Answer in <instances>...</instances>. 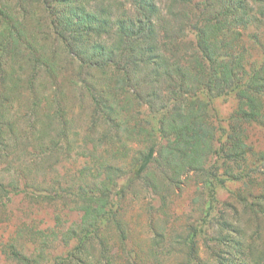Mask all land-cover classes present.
<instances>
[{
	"label": "rangeland",
	"instance_id": "rangeland-1",
	"mask_svg": "<svg viewBox=\"0 0 264 264\" xmlns=\"http://www.w3.org/2000/svg\"><path fill=\"white\" fill-rule=\"evenodd\" d=\"M1 1L23 21L29 34V46L23 50L31 51L35 58L22 59L23 68L17 69L19 87L12 93V101H4L3 106L2 99L10 92L0 93V183L4 188L0 190V264H56L61 259H67L62 264H217L216 255L226 257L232 243L242 247L232 264H264V158L260 154L264 151V124L241 123L244 139L254 154L249 153L248 166L242 164L237 169L244 172L255 168L253 182L227 179L221 166L223 152L216 153L238 108L235 93L216 97L199 94L207 104V121L214 127L210 149L201 154L203 170L189 164L177 174V166L166 159L168 140L157 133L152 137L157 144L156 159L147 173L122 191L135 159L153 143L123 129L140 118L138 123L146 125L154 115L149 104L137 103L126 95L140 90L145 95L142 98L152 96L149 99L156 110L162 102L158 95L170 93L179 80L173 76L174 82L169 84L159 77L152 88L148 82L155 75L147 67L139 77L131 78L127 94L118 92L112 84L110 92L118 93L108 99L116 105L118 114L111 125L103 122L93 126L97 106L86 87L98 72L87 67L84 58L70 53L62 42L49 12L54 8L60 11L57 0H44L43 4L39 0ZM153 1L159 8L156 21L170 17V9L175 11L176 7L193 18L206 4V0H191L188 5L171 7L169 0ZM249 1L251 5L253 0ZM139 3L114 0L111 19L133 17ZM252 7V12L257 11L258 4L253 2ZM88 9L97 13L93 6ZM29 12L34 14L30 16ZM256 17L242 30L235 48V52L243 51L246 68L264 61V17ZM170 34L177 37L176 42L183 40L179 43L181 51L171 55L169 62L188 65L192 49L186 48L195 39L194 30L187 25L177 35ZM157 36L164 51L173 39L162 28ZM112 37L104 34L102 38L110 46ZM10 122L15 124L16 139L7 132ZM116 123L123 127L114 130ZM110 132L113 142L104 141ZM207 169L215 173L209 175L210 185L205 181ZM216 177L225 180L219 183ZM85 190L89 195H106L111 216L100 217L97 236H91L81 253L72 257L69 254L79 241L83 216L75 194ZM240 191L247 202H252L253 209L241 204L235 195ZM14 250L26 262L14 259Z\"/></svg>",
	"mask_w": 264,
	"mask_h": 264
},
{
	"label": "trees",
	"instance_id": "trees-1",
	"mask_svg": "<svg viewBox=\"0 0 264 264\" xmlns=\"http://www.w3.org/2000/svg\"><path fill=\"white\" fill-rule=\"evenodd\" d=\"M39 1L42 4L45 3L44 0ZM111 2L114 0H57L60 11L58 12V8L49 11L54 17L52 23L56 25V28L59 27V34L64 39L62 42L68 47V51L79 58H84L87 67H93L98 72L95 74L96 78L86 87L97 106L93 113V126L103 122L111 125L110 123L118 114V108L109 101V96H116L119 91L129 93V88L126 87L130 85L131 78L139 77L138 75L147 67L151 68L150 74L155 75V78L148 82L152 88L156 85L152 82H158L159 77L166 79L169 84L172 83L173 76L179 80V83L170 89V93L158 95L162 102L161 107L156 110L150 101L152 96L144 99L142 96L145 95H142L140 90L135 94L126 95V98H135L137 103L149 104L150 112L154 115L151 114L153 117L147 120L146 125L138 123L140 118L130 128L126 126L123 129H128L130 134L137 133L140 138L144 136L141 140L150 138L153 143L144 155L135 159L130 178L126 186L122 187V191L144 172L147 173L151 162L156 159L154 153L157 150V144L152 137L157 133L160 138L168 140L164 148L168 152L166 159L168 163L177 166L179 169L177 174L189 164L192 165H190L191 168L203 170L200 163L201 154L209 151V143L214 136V127L207 121V104L199 97V94L203 92H206L209 97L221 96L229 92H234L237 96L239 102L236 114L231 116L225 141L220 143L216 153L223 152L221 166L227 174V179L242 180L244 178L245 184L246 180L253 182L255 177L252 171L255 168L249 167L244 172L237 169L242 164L248 166V155L254 154L251 151L252 146L248 145L244 139L241 123L264 124V61L258 66L251 64L246 68L243 51L235 52V48L238 46L242 30L257 18L256 14L261 18L264 17V0H253L251 5L249 0H206L204 9L195 13L193 18L176 7L175 11L170 9V17L160 18L159 21H156L159 8L153 0H139L140 7L137 13L128 19L126 17L111 19ZM190 2L191 0H169V5L181 6L188 5ZM253 2L258 4V9L254 12H252ZM0 4V93L2 96L4 91H7V94L10 92L2 99L3 104L4 101H9L13 97L12 93L19 87L20 74H17V69L23 68L22 59L31 61V57H35L31 51L23 50L29 46L27 43L29 34H26L23 21L5 1L0 0ZM89 5L96 8L97 13L88 11ZM29 14L32 16L34 13L29 12ZM21 18L24 20L25 16L22 15ZM239 24L241 28H238ZM187 25H190L195 32L194 41L186 48L192 49L188 65L182 66L174 62L172 64L169 62L172 59L171 55L181 51L179 43L183 39L176 42L177 37H172L170 33L174 32L177 35ZM159 28L164 29L171 36L170 39H173L170 45L165 46L164 51L160 49L156 39ZM104 34L114 36L110 46L104 42L102 38ZM32 37L30 39H33ZM29 82L30 80L28 81L30 86ZM99 84L102 89H97ZM112 84H114L113 88L117 89V93L110 92ZM170 94L172 98H169ZM121 123H116V126H113L114 130L117 131L123 127ZM7 132L12 133L16 139L15 124L10 122ZM111 132L107 134L108 137H104V141L113 142L109 139ZM260 154L264 158V151ZM213 168L216 169V167ZM206 173L205 181L210 185L212 182L210 178L215 173H211L209 169ZM216 178L219 183L225 180L221 177ZM3 189L0 183V190ZM209 191L212 196L213 189ZM235 195L241 204L253 209L254 205L252 202H247V198L241 191ZM75 196L78 198L75 200H80L78 206L83 211V216L82 228L78 235L79 241L69 254L72 257L81 253L91 236H97L98 231L101 230L98 223L101 221L100 217L103 219L106 215L111 216L110 210L106 209L108 206L106 195H97L95 192L89 195L85 190L82 193H76ZM193 243L192 235L191 246ZM236 253H242L241 245L230 244V251L226 257L216 255L217 264H232ZM12 256L14 259L21 260L22 263L27 260L16 250L12 251ZM66 260L61 259L56 264L60 262L62 264Z\"/></svg>",
	"mask_w": 264,
	"mask_h": 264
}]
</instances>
